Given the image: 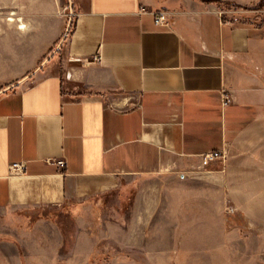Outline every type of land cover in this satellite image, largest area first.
I'll use <instances>...</instances> for the list:
<instances>
[{
  "label": "crops",
  "instance_id": "1",
  "mask_svg": "<svg viewBox=\"0 0 264 264\" xmlns=\"http://www.w3.org/2000/svg\"><path fill=\"white\" fill-rule=\"evenodd\" d=\"M229 1L244 9L72 0L62 62L0 93V221L156 176L175 199L226 195L264 229V0ZM215 149L226 158L202 166Z\"/></svg>",
  "mask_w": 264,
  "mask_h": 264
},
{
  "label": "rangeland",
  "instance_id": "2",
  "mask_svg": "<svg viewBox=\"0 0 264 264\" xmlns=\"http://www.w3.org/2000/svg\"><path fill=\"white\" fill-rule=\"evenodd\" d=\"M71 5L0 0V91L47 59L62 62ZM172 184L148 176L99 196L16 209L0 221V264H264V229L230 210L229 197L177 200ZM187 185L179 188H194Z\"/></svg>",
  "mask_w": 264,
  "mask_h": 264
},
{
  "label": "built area",
  "instance_id": "3",
  "mask_svg": "<svg viewBox=\"0 0 264 264\" xmlns=\"http://www.w3.org/2000/svg\"><path fill=\"white\" fill-rule=\"evenodd\" d=\"M147 8L143 7L142 10L145 11ZM155 16V22L157 24H168L169 22V12L163 9H158L153 11ZM74 18V12L72 11L70 15V22L69 27ZM231 95L227 90L223 91V104L227 105L230 103ZM226 158V152L223 149H215L212 151L204 152L201 155V165L206 167L209 166L212 162L218 161V160H224ZM12 170L19 171L23 167V163L20 161L13 162ZM230 210H235V207H230Z\"/></svg>",
  "mask_w": 264,
  "mask_h": 264
},
{
  "label": "trees",
  "instance_id": "4",
  "mask_svg": "<svg viewBox=\"0 0 264 264\" xmlns=\"http://www.w3.org/2000/svg\"><path fill=\"white\" fill-rule=\"evenodd\" d=\"M206 1H214L216 3H222V2L230 3V2H232V1H229V0H206Z\"/></svg>",
  "mask_w": 264,
  "mask_h": 264
},
{
  "label": "water",
  "instance_id": "5",
  "mask_svg": "<svg viewBox=\"0 0 264 264\" xmlns=\"http://www.w3.org/2000/svg\"><path fill=\"white\" fill-rule=\"evenodd\" d=\"M54 53H55V51H54ZM19 82H16V83H13V84H11L10 86H8L7 88H5V89H3V90H1L0 91V93L1 92H3V91H6V90H8V89H10L11 87H13V86H15V85H17Z\"/></svg>",
  "mask_w": 264,
  "mask_h": 264
},
{
  "label": "bare ground",
  "instance_id": "6",
  "mask_svg": "<svg viewBox=\"0 0 264 264\" xmlns=\"http://www.w3.org/2000/svg\"><path fill=\"white\" fill-rule=\"evenodd\" d=\"M9 19H14L13 17H10ZM20 27H25V24H21Z\"/></svg>",
  "mask_w": 264,
  "mask_h": 264
}]
</instances>
